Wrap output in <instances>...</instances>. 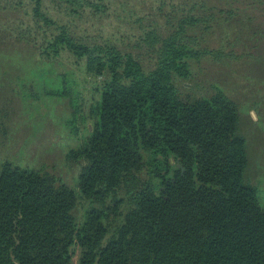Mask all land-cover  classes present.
<instances>
[{"label":"trees","instance_id":"16d2710c","mask_svg":"<svg viewBox=\"0 0 264 264\" xmlns=\"http://www.w3.org/2000/svg\"><path fill=\"white\" fill-rule=\"evenodd\" d=\"M57 2L73 14L103 7ZM225 6L220 23L235 27L224 30L226 45L210 46V6L208 17L182 14L126 47L111 35L76 37L44 0H0V31L7 19L17 33L6 51L19 64L8 63L33 97L66 101L78 146L64 158L80 166L72 186L54 172L2 165L0 264H264V187L245 180L239 107L214 82L178 87L204 56L252 58L250 73L264 79V0ZM239 47L243 57L232 53Z\"/></svg>","mask_w":264,"mask_h":264},{"label":"rangeland","instance_id":"374dc122","mask_svg":"<svg viewBox=\"0 0 264 264\" xmlns=\"http://www.w3.org/2000/svg\"><path fill=\"white\" fill-rule=\"evenodd\" d=\"M90 1L103 7L100 11L92 7L73 14L57 0H44V12L61 24L69 25L78 38L85 39L96 34L104 37L111 35L119 38L117 43L126 47L127 44L134 45L139 37H144L148 32H154L158 36L172 29L182 14L208 17L210 6L218 8L212 11L215 21L211 24L216 23L218 26L215 25L209 35L211 47H218L220 39L227 35H224V30L232 31L235 28L233 26L228 29L220 23L224 15H219V9L225 6V0ZM227 3V6L231 4ZM254 15L257 20L260 19ZM12 25V21L3 20L5 29L0 31L3 43L0 45V169L5 163L43 169L54 172L74 186L80 166L67 163L64 158L68 149L78 146L77 138L71 136L66 128L69 108L66 101L44 96L33 97L32 83L15 69L16 66L9 65V59L19 64L13 58L15 56L11 55L10 47L15 45L17 34L10 32ZM236 29L240 27L237 26ZM202 30L203 25L193 33L198 34ZM228 39L233 41V38ZM221 44L226 45L223 41ZM6 45H10L7 48L8 51L11 50L10 53L6 51ZM262 46L264 47V43ZM224 49L225 52L231 50L227 46ZM241 51V47L233 48L232 53L235 57H243L240 55L246 53ZM231 60L222 59L217 62L211 56L202 57L198 63L192 64L193 80L190 83L178 82V87L186 90L195 84L208 85L214 82L237 103L240 112L239 133L245 138L247 149L245 180L254 186L264 187V79L258 70H255V75L250 73L252 58L249 61H245L246 58ZM226 61H230L228 66L225 65ZM70 65H73L71 61ZM87 101L89 102L88 98ZM85 106L87 111V102ZM78 205V215H81L86 203L80 200ZM76 260L77 255L74 258L75 262Z\"/></svg>","mask_w":264,"mask_h":264}]
</instances>
